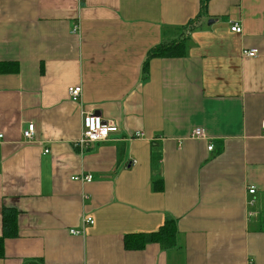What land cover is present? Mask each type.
Segmentation results:
<instances>
[{
	"label": "crops",
	"instance_id": "1",
	"mask_svg": "<svg viewBox=\"0 0 264 264\" xmlns=\"http://www.w3.org/2000/svg\"><path fill=\"white\" fill-rule=\"evenodd\" d=\"M200 5L0 0V237L18 214L0 264H264V0ZM88 112L118 132L81 149ZM167 218L179 248H124Z\"/></svg>",
	"mask_w": 264,
	"mask_h": 264
},
{
	"label": "trees",
	"instance_id": "2",
	"mask_svg": "<svg viewBox=\"0 0 264 264\" xmlns=\"http://www.w3.org/2000/svg\"><path fill=\"white\" fill-rule=\"evenodd\" d=\"M208 0H201L200 13H203ZM193 23V22H192ZM194 24V23H193ZM189 28L192 24L188 25ZM182 31V30H181ZM168 42H162L160 45L151 49L147 55L143 66V75L147 73V61L153 58L163 57H181L184 55L186 40L171 39ZM160 181H156L155 185ZM158 188L157 186H154ZM17 212L14 210L4 209L2 212V236L0 237V258L3 257L2 244L7 238L17 236ZM147 244H158L164 250H171L180 247V239L176 229V222L167 218L163 225L155 232L148 234H131L124 237V248L126 250L142 249Z\"/></svg>",
	"mask_w": 264,
	"mask_h": 264
},
{
	"label": "built area",
	"instance_id": "3",
	"mask_svg": "<svg viewBox=\"0 0 264 264\" xmlns=\"http://www.w3.org/2000/svg\"><path fill=\"white\" fill-rule=\"evenodd\" d=\"M230 31L236 34L241 33V27L238 24L230 25ZM246 57H255L257 55L256 49H250L244 51ZM68 97L73 102H77L81 95V87H69L67 90ZM34 125L29 123L23 130L22 135L26 141H32L34 138ZM118 132V127L112 121H104L98 115L93 112H88L84 115L82 119V131L79 139L75 142L77 148H88L89 146L105 142L109 139L110 135ZM261 133L264 135V120L261 123ZM134 137H141V133H136ZM192 137L196 139H204L203 132L200 129H195L192 132ZM1 138V136H0ZM212 145L207 147L208 151H212ZM46 152V151H45ZM91 175H85L82 177H74V181L89 183L91 181ZM249 194H254L253 189L248 190ZM93 220L91 218H85L82 220V225H92ZM72 234H78L77 231H70Z\"/></svg>",
	"mask_w": 264,
	"mask_h": 264
}]
</instances>
